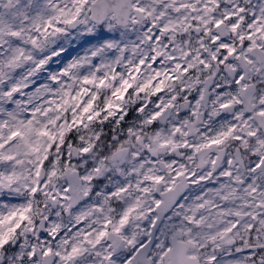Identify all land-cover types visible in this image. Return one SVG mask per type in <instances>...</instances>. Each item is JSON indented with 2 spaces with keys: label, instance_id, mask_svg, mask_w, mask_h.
<instances>
[{
  "label": "snow or ice",
  "instance_id": "1",
  "mask_svg": "<svg viewBox=\"0 0 264 264\" xmlns=\"http://www.w3.org/2000/svg\"><path fill=\"white\" fill-rule=\"evenodd\" d=\"M0 264H264V0H0Z\"/></svg>",
  "mask_w": 264,
  "mask_h": 264
}]
</instances>
